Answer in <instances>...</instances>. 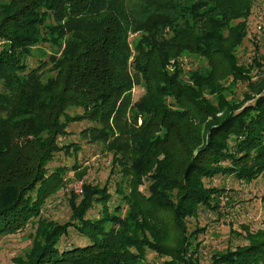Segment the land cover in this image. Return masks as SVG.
Instances as JSON below:
<instances>
[{
	"label": "trees",
	"instance_id": "1",
	"mask_svg": "<svg viewBox=\"0 0 264 264\" xmlns=\"http://www.w3.org/2000/svg\"><path fill=\"white\" fill-rule=\"evenodd\" d=\"M259 1L0 0V237L27 230L29 241L13 264H150L149 251L163 264H264V218L205 262V227L187 223L218 211L214 177L264 173V78L234 54ZM184 52L210 70L185 69ZM229 79L245 83L238 101L223 94ZM81 121L79 139L108 153L110 170L67 194L61 220L48 199L87 169L47 165L79 151L63 137Z\"/></svg>",
	"mask_w": 264,
	"mask_h": 264
},
{
	"label": "rangeland",
	"instance_id": "2",
	"mask_svg": "<svg viewBox=\"0 0 264 264\" xmlns=\"http://www.w3.org/2000/svg\"><path fill=\"white\" fill-rule=\"evenodd\" d=\"M259 25L261 26L260 29H258ZM248 28L250 31L249 37L243 38L235 46L234 54L237 56V64L244 65L245 72L249 75L250 80L254 82L257 79L264 78L263 0L255 3L252 8L248 20ZM133 36L132 34L129 38H133ZM39 47L32 48L31 56L28 57L30 61L38 58V54L48 55L55 49L52 44L43 45L41 48L44 50L41 52ZM254 59L263 65L256 68ZM181 60L184 68L187 70L195 68L203 72L210 70L206 60L200 56L184 52L181 54ZM215 69L219 72L224 70L223 67H216ZM225 86L226 89L223 91V94L234 101L242 98V93L246 89L245 83L241 81L231 83L230 79L225 82ZM141 93L142 89L138 86L132 89L134 99ZM208 97L210 96L208 95ZM87 124L86 121H81L77 124L73 123L72 127H70L73 134L63 137V142L66 144L70 142L79 143L81 146L79 151L76 154L71 151L68 155L58 152L47 165L49 169H52L58 165L71 166L77 162L80 165L79 170L82 168L87 169L82 179H77L73 170L69 171L66 174L62 189L48 199L45 207L46 213L50 212L52 216L61 220L66 218L69 213L67 194L74 193L68 189V184L75 180L81 181V183L85 181L102 183L110 170V155L103 152L99 146L79 139V131ZM210 183L218 186L217 189L223 188L217 195L218 211L200 210L197 217L188 218L187 222L189 231L193 230L196 224L199 227H205L204 231L200 232L197 236V241H199V244L201 243V262H205L213 250L225 247L229 241L231 247H235L236 244H240L241 242L243 243L241 239L244 235L243 226L248 227L251 232L256 231L263 226L262 220L264 218V173L251 182L237 181L231 176H218L214 177ZM240 231L241 233H238ZM27 232V230H24L17 234L0 237V264H13L11 257L20 253L29 243L26 236ZM239 234L240 236H237ZM147 258L150 264H163L164 260L150 251L147 252Z\"/></svg>",
	"mask_w": 264,
	"mask_h": 264
},
{
	"label": "built area",
	"instance_id": "3",
	"mask_svg": "<svg viewBox=\"0 0 264 264\" xmlns=\"http://www.w3.org/2000/svg\"><path fill=\"white\" fill-rule=\"evenodd\" d=\"M260 27L261 26L259 25L258 29H260ZM68 185H69L68 189H70L72 192L77 193V194L82 192V183H81V181L75 180L73 182H70Z\"/></svg>",
	"mask_w": 264,
	"mask_h": 264
}]
</instances>
